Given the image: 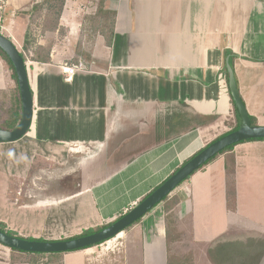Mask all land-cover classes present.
<instances>
[{"label":"crops","instance_id":"crops-1","mask_svg":"<svg viewBox=\"0 0 264 264\" xmlns=\"http://www.w3.org/2000/svg\"><path fill=\"white\" fill-rule=\"evenodd\" d=\"M70 1L60 26L72 23L69 39L75 41V16L81 9L71 7ZM38 2H9V13H17L12 23L23 34L11 32L17 48L29 26L26 13ZM104 8L116 12L113 45L106 46L98 36L85 67L75 57L63 58L58 32L51 40L35 41L34 46L52 50L50 63L26 62L34 107L30 130L17 142L0 143L13 146L31 164L36 159L66 167L82 154L83 170L100 176L81 190L35 207L55 214L81 204L93 214L97 228L125 215L238 125L228 58L249 115L264 126V0H106ZM33 51L29 47L28 53ZM75 66L78 71L67 81L64 69ZM7 87L15 90L16 84L0 59V90ZM10 154L9 162L18 159L17 153ZM228 160L235 162L233 202L227 197ZM170 198L178 201L173 209L176 239L191 240L198 248L189 244L181 256L173 247L179 242L168 245L161 205L130 229V242L137 247L127 243L123 259L111 264H169L170 256L192 264L194 255H213L217 264H227L213 252L223 246L221 241L257 238L263 241L257 242L261 252H250L251 245L235 252L249 257L250 264L253 256L261 255L259 264H264V141L238 144L218 155ZM45 229L11 228L24 238L63 240L64 233L58 231L56 237L39 236ZM97 248L66 253L63 264H98L90 257ZM0 264H11L10 257Z\"/></svg>","mask_w":264,"mask_h":264},{"label":"rangeland","instance_id":"rangeland-1","mask_svg":"<svg viewBox=\"0 0 264 264\" xmlns=\"http://www.w3.org/2000/svg\"><path fill=\"white\" fill-rule=\"evenodd\" d=\"M41 1L42 0H40V2ZM99 1L100 0L70 1L71 7H77L78 9H81V12H79L81 13V15L75 16L76 19L78 18L79 24L77 25L79 33L76 35L75 41H71V39H69L71 33L69 25H71L72 23L66 24L65 28L59 26L58 29L62 30L60 32L59 30L56 31L58 32L57 38L60 40H58L60 43H58V41L57 43L60 45L62 52L65 53V55L63 54V58L75 57L78 60H81L84 67L88 63V60H92L91 56L93 53L94 44L96 42V38L100 36L95 34L92 25L85 20V17H93L96 15L100 5ZM16 16L17 13L11 15V11L10 13L8 11L5 22L3 23V28L4 30H6L3 35L8 37L9 39H11L12 31L13 35L14 33L17 34L18 32L16 36L23 37L21 31L16 30L14 27L15 24H13V20ZM42 24L43 20L39 19L37 23L32 25L34 41L41 37L49 38L50 40L52 39V35L54 34V32L42 33ZM70 45H72L73 47H70ZM24 46L25 44L24 42H22V45H18V48L22 53H24L28 62V60H31L33 55H31L30 52H25ZM32 48H35L36 50L37 46L33 47L32 45ZM42 48L50 50L51 54V46H45ZM91 62L92 61H90L89 63ZM8 88L9 87H7V90L5 91L0 90V125L7 118V111L12 101L14 102L17 98L16 96H13L11 94L12 90H8ZM3 92H6L8 96L11 94V96L5 99L2 94ZM11 152L17 153L16 157L18 155V159L14 160L13 162H9V160L6 158L7 155H11ZM81 156L82 154H80V157L78 156L77 158H75L72 161L71 165H68L66 167L58 165L56 164V162L53 165L54 161H37L36 159L31 164V162H28L24 156H21L19 151L15 150L13 146H0V222L5 223L9 229L13 227L15 230H20L23 228L24 230L29 231L34 227L36 229H38L39 226L46 227L45 234H41L39 236L43 237L45 235H48L50 237H56V231H58L64 233L62 235V239L82 234L83 232L87 231V229L85 228L97 229L98 226H96L93 214L90 215V213L86 211V208L81 207L80 203V205L72 207L71 211H66L65 213H62L60 211L55 214L49 213L48 209L44 210L42 208L35 207L40 203V201L63 198L64 196L69 195L72 192L81 190L82 187L89 183H92L93 181H95L97 176H100L99 173H97L96 176L94 170L91 172L83 170L85 168L81 165ZM10 160L12 161V159ZM28 206H32V208H27ZM129 231L130 230L124 231L120 237H115L116 240H110V243L104 242L103 244L98 246V248L93 253L90 254V257L93 258L98 264H111L115 262L118 263L121 260L119 258L123 257L124 249L127 247V243L131 245L130 248L134 246L137 247L130 242V240L132 239ZM19 233L23 235L21 232ZM252 234L254 235V233ZM257 239L256 241H221L223 247H218L213 252H215L217 254L215 255L218 257L219 253H221L223 249L228 253L231 251L235 252L236 249L238 251L241 248H245L244 246L246 245H251L249 250L250 252H261V246L257 242L260 241L261 243L263 241ZM179 240L174 239V242H179V246L176 245L173 247L179 251L178 253L181 254L183 253V249L189 247V244H191V240ZM191 248L196 249L198 247L191 244ZM6 249L0 248V263H8L9 261L10 249ZM194 252L198 251L194 250ZM192 258V264H217L213 255H194ZM237 260H240V258Z\"/></svg>","mask_w":264,"mask_h":264},{"label":"water","instance_id":"water-1","mask_svg":"<svg viewBox=\"0 0 264 264\" xmlns=\"http://www.w3.org/2000/svg\"><path fill=\"white\" fill-rule=\"evenodd\" d=\"M0 49L7 55L14 66L22 107V117L17 128L14 130L0 128V143H14L26 136L30 130L34 108L33 95L29 84L26 62L14 42L8 37L0 35ZM226 71L230 95L241 120L238 130L221 137L203 149L138 205L101 231L58 241H29L10 236L0 230V245L9 249L34 254H60L79 251L90 246L108 242L145 217L194 172L198 171L203 165L214 159L228 147L248 140L264 139V126L252 125L250 115L240 95L235 72L229 58L226 61Z\"/></svg>","mask_w":264,"mask_h":264},{"label":"trees","instance_id":"trees-1","mask_svg":"<svg viewBox=\"0 0 264 264\" xmlns=\"http://www.w3.org/2000/svg\"><path fill=\"white\" fill-rule=\"evenodd\" d=\"M106 0H100V5L97 10V13L95 16H86L85 20L89 22V24L92 25L93 30L95 34L100 35L104 38L105 44L108 47H112L113 45V39H114V33H115V23H116V12L113 11H107L104 8V3ZM67 0H42L40 3H36L33 5V8L31 11L26 13L30 18V26L26 30L24 34V51L28 52L29 47L34 46V33L32 25L37 23L39 19L43 20L42 24V33L47 32H56L59 30V32L62 30L58 29L60 26V19L63 13V9L65 7ZM22 57L24 58L25 62H27V59L24 55V53L21 52ZM231 60L234 58V55H230ZM0 59L7 65L8 70L11 72V77L15 81L16 88L15 90H12L11 94L13 96H16V100L10 105L8 108V116L3 121V123L0 125L1 129L6 130H14L18 127L21 117H22V107H21V99H20V93H19V87H18V80L15 73V69L13 64L11 63L10 59L7 57V55L0 49ZM32 61L39 62V63H50V50L43 49L42 47H37V49L34 51V54L31 58ZM233 67L232 62L230 63ZM234 68V67H233ZM5 99H7L11 94L8 96L6 92L2 93ZM232 104L235 109V113L237 115L238 119V125L231 131L234 132L239 129L241 120L240 116L237 112V109L235 108V105L232 101ZM252 125H258L256 120L250 116ZM230 132V133H231ZM229 134V133H227ZM225 134V135H227ZM223 135V136H225ZM222 136V137H223ZM252 141H264V139L259 140H248L244 141L242 143L246 142H252ZM239 143V144H242ZM238 145V144H237ZM233 145L225 149L220 154H228L232 152L235 146ZM219 154V155H220ZM217 157V156H216ZM215 157V158H216ZM213 160V159H212ZM211 160V161H212ZM211 161H208L205 165H203L199 170L203 169L205 166H207ZM229 160L226 162V175H227V197L229 201L233 202L236 196V190H235V181H234V175H235V162L234 160ZM198 170V171H199ZM196 171V172H198ZM196 172H194L191 176H193ZM191 176L188 178L190 179ZM187 179V180H188ZM185 182V181H184ZM183 182V183H184ZM177 199L170 198V195L164 198V200L159 203L155 208L158 206H163L165 211V221H166V236H167V243L170 245L174 242V239L177 240V230H176V222L173 214V209L175 205L177 204ZM154 208V209H155ZM152 211V210H151ZM150 211V212H151ZM149 212V213H150ZM148 213V214H149ZM121 218V217H120ZM119 218V219H120ZM143 218L135 222L133 225L128 227L125 231L130 230L133 226L139 224L142 221ZM118 220V219H117ZM115 222V221H114ZM112 223H108L106 225H103L102 227H99L97 229H89L85 232H83L81 235L74 236L71 238H77L80 236H86L93 234L95 232L101 231L108 226H110ZM0 230L7 233L10 236L27 239L29 241H45L42 239H33V238H24L20 236L16 231H13L9 229L5 223L0 222ZM70 239V238H68ZM104 243V242H103ZM97 244L94 246H90L88 248H85L83 250L91 249L97 246H100L101 244ZM223 247V246H221ZM220 247V248H221ZM79 250V251H83ZM224 250V249H223ZM11 255H10V262L11 264H63V256L66 253H60V254H34V253H28V252H22L14 249H10ZM77 252V251H74ZM225 252V251H224ZM71 253V252H69ZM227 252H225L226 254ZM220 254V253H219ZM244 254H237L236 252H233L232 254H226V256L218 255V259L224 260L227 264H250L251 260L249 257L244 258ZM240 260H237L239 259ZM46 260V261H45ZM261 260V255L253 256L252 263L253 264H259ZM169 264H189V261L187 259H182L179 257H169Z\"/></svg>","mask_w":264,"mask_h":264},{"label":"built area","instance_id":"built-area-1","mask_svg":"<svg viewBox=\"0 0 264 264\" xmlns=\"http://www.w3.org/2000/svg\"><path fill=\"white\" fill-rule=\"evenodd\" d=\"M10 0H0V33L3 35L6 30L3 28V23L5 22V18L10 6ZM4 36V35H3ZM6 37V36H5ZM78 71V67H68L64 69V73L67 75L66 80L71 81Z\"/></svg>","mask_w":264,"mask_h":264}]
</instances>
